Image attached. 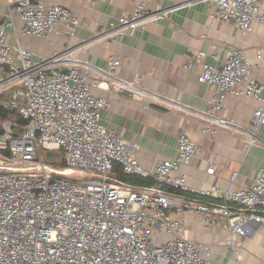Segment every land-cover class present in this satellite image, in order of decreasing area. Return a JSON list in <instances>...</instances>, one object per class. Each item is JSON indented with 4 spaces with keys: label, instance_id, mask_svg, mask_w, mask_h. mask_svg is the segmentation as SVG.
<instances>
[{
    "label": "built area",
    "instance_id": "built-area-1",
    "mask_svg": "<svg viewBox=\"0 0 264 264\" xmlns=\"http://www.w3.org/2000/svg\"><path fill=\"white\" fill-rule=\"evenodd\" d=\"M7 1L11 19L0 23V102L26 122L3 121L0 264H213L210 246L185 237L181 217L186 214L198 216L206 229L219 220L228 233L226 246L238 255L251 225L264 222V168L248 187H192L181 166L203 147L182 132L175 158L159 159L148 169L134 153L140 145L102 123L101 112L112 107L113 99L95 90L106 84L113 98L127 94L145 109L163 103L202 121L203 135L228 132L240 137L247 153L264 144L258 135L264 125V85L253 77L245 51L236 47L223 65H203L199 82L218 93L210 109L203 110L118 75L121 61L116 57L102 68L81 57L73 45L37 58L20 40L10 44L6 30L17 29L16 16L22 22L20 32L29 38H47L59 26L72 29L79 18L45 0ZM149 1L140 0L133 12L123 14L109 31L97 32L95 39L133 34L150 21L198 2L210 5L212 18L231 22L243 33L254 31L255 23L264 26V0H180L155 9L148 7ZM204 55H192L186 68L192 70ZM256 59L264 61V51ZM229 95L255 101L249 125L221 114ZM40 149L63 151L65 166L46 162ZM117 164L127 175L153 182L139 185L120 179L114 175ZM208 171H215L214 163ZM236 261L239 264L238 256Z\"/></svg>",
    "mask_w": 264,
    "mask_h": 264
},
{
    "label": "crops",
    "instance_id": "crops-1",
    "mask_svg": "<svg viewBox=\"0 0 264 264\" xmlns=\"http://www.w3.org/2000/svg\"><path fill=\"white\" fill-rule=\"evenodd\" d=\"M92 1L45 0L48 5H62L69 9L79 18V24L72 29L56 27L47 38H29L20 32L22 22L16 16L17 29L7 28V40L12 45L20 40L22 45L36 53L37 58L49 56L66 45H73L81 57L102 68H108L110 59L116 57L121 61L118 75L203 110L210 109L218 96L212 86L198 80L203 65H223L236 47L245 51L251 61L253 77L264 85V61L256 59L257 53L264 51V26L261 24L255 23L254 31L243 33L231 22L212 18L210 5L198 2L176 9L168 17L150 21L144 30L122 37L111 33L98 41L95 39L97 32L109 31L110 25L117 23L123 14L133 12L140 0ZM177 1L180 0H150L147 5L155 9L159 4L170 6ZM9 7L7 0H0V23L11 19ZM199 51L205 55L196 61L192 70L187 69V62ZM95 93L113 99L112 107L101 112L102 123L121 133L125 141L138 143L140 146L134 149V153L148 169H154L159 159L175 158L178 135L182 132L203 147L200 155L181 166L192 187L211 184L225 188L248 187L264 168V144L254 145L245 153L240 137L228 132L217 136L203 135L202 121L176 113L163 103H151L150 108L145 109L139 100L127 94L113 98L106 84L97 88ZM255 106L251 98L229 95L224 99L221 114L247 126ZM258 135L264 140V125L259 128ZM211 163L215 165L213 173L208 171ZM118 166L119 173L114 175L123 179L120 172L127 174ZM187 195L208 199L194 192H187ZM181 218L185 223L186 238L211 247L213 264H237V256L239 264H264V222L251 225L236 255L225 244L228 233L219 220L206 229L196 215L186 214Z\"/></svg>",
    "mask_w": 264,
    "mask_h": 264
},
{
    "label": "trees",
    "instance_id": "trees-1",
    "mask_svg": "<svg viewBox=\"0 0 264 264\" xmlns=\"http://www.w3.org/2000/svg\"><path fill=\"white\" fill-rule=\"evenodd\" d=\"M6 119H11L13 122H16V123H25L26 122L25 119L20 115V113L18 111L7 109L0 102V138L4 133L3 121ZM3 152L5 154L8 153V151L6 149H4ZM47 162L50 163L54 167L65 166L66 157H65L64 152L60 151V153L57 155H54V154L48 155V161ZM118 167L119 166L116 165L115 172L119 173ZM120 174L122 175L123 180L128 181V182H132V183H137L140 185H149L153 182V180L151 178L148 179V178H140V177L133 176V175H124L121 172H120ZM185 195H187V193H185ZM206 200H208V199H206Z\"/></svg>",
    "mask_w": 264,
    "mask_h": 264
},
{
    "label": "rangeland",
    "instance_id": "rangeland-1",
    "mask_svg": "<svg viewBox=\"0 0 264 264\" xmlns=\"http://www.w3.org/2000/svg\"><path fill=\"white\" fill-rule=\"evenodd\" d=\"M59 153H60L59 150H43V149H40V155L46 162L48 161V155H53V154L57 155Z\"/></svg>",
    "mask_w": 264,
    "mask_h": 264
}]
</instances>
